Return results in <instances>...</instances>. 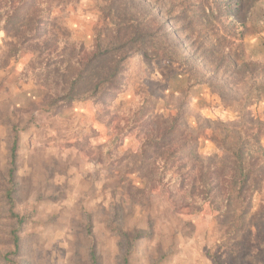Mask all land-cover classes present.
<instances>
[{
    "label": "rangeland",
    "instance_id": "obj_1",
    "mask_svg": "<svg viewBox=\"0 0 264 264\" xmlns=\"http://www.w3.org/2000/svg\"><path fill=\"white\" fill-rule=\"evenodd\" d=\"M134 1L135 8L153 10L146 19L202 73L217 65H204L215 41H229L239 61L264 62V0H240L237 13L238 0H217L223 12L213 8L208 19L201 17L202 6L214 0ZM50 16L62 31L58 49L65 55L89 53L95 38L112 27L96 0L55 8ZM249 16L261 18L247 24ZM10 41L0 30V264H92L91 253L96 264H264L263 226L226 231L208 205L187 197L177 174L163 173L152 157L172 118L176 134L188 129L198 137L200 155L220 157L211 140L214 125L205 121H237L248 84L235 75L241 70L220 64L225 74L219 81L231 89L223 102L205 84L189 88L183 65L135 55L123 65L118 91L60 102L54 77L33 67L28 48L14 53ZM246 111L262 122L264 147V102ZM160 124L152 139L150 125ZM15 134V173L7 184ZM8 188L23 219L17 254L9 235L15 221L3 198ZM258 201L255 195V208Z\"/></svg>",
    "mask_w": 264,
    "mask_h": 264
},
{
    "label": "trees",
    "instance_id": "obj_2",
    "mask_svg": "<svg viewBox=\"0 0 264 264\" xmlns=\"http://www.w3.org/2000/svg\"><path fill=\"white\" fill-rule=\"evenodd\" d=\"M77 1L0 0V30L11 40L8 46L14 53L28 48L34 57L33 67L36 64L39 70H45L54 77V85L59 86L54 99L60 102L96 99L118 91L123 65L135 55L144 62L168 60L183 65L189 88L205 84L210 93L223 102H227V93L231 89L219 81L218 76L225 74L219 70L220 64L226 62L234 70H241L235 75L241 79L245 77L248 84L240 97L243 103L237 108V121H205L214 125L211 140L220 157L200 155L198 137L188 129L176 134L177 118L170 119L165 125L164 136L167 139L159 137L160 144H155L152 157L163 173L177 174L180 189L187 197L198 200L200 207L207 204L217 224L226 231L236 234L249 230L251 225L264 227L263 124L246 111L252 103L264 102V62L239 61L237 55L231 53L229 41H215L211 50L205 51L204 65L212 66L216 61L217 65L212 73H202L195 59L183 61L178 55V43L167 41L168 34L161 27L155 29L153 21L146 19L145 14L153 10L135 8L134 0H96L103 19L109 20L112 27L105 35L99 34L95 38L89 53L65 55L58 49L62 31L51 23L50 15L53 9ZM214 4L202 6V19L213 15V8L221 16L222 5L217 0ZM242 7L243 2L238 0L234 13L240 12ZM252 18H247V24L250 21L255 24L261 17ZM244 29L246 32V26ZM201 44L202 41H192L193 46ZM163 128V124L150 125L151 138L157 139V133ZM17 143L15 134L10 147L7 184H12L14 179ZM255 195L259 196L257 208ZM3 198L9 218L15 221L9 235L13 254H17L23 219L15 211L11 188L5 189ZM91 262L96 264L94 253H91Z\"/></svg>",
    "mask_w": 264,
    "mask_h": 264
}]
</instances>
